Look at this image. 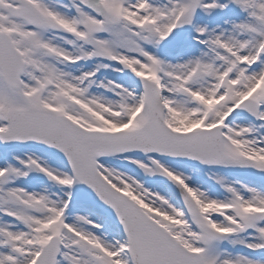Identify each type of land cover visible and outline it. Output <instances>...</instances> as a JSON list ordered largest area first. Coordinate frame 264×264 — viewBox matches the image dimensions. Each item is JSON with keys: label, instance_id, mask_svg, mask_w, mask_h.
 Returning <instances> with one entry per match:
<instances>
[{"label": "snow or ice", "instance_id": "6c2138e0", "mask_svg": "<svg viewBox=\"0 0 264 264\" xmlns=\"http://www.w3.org/2000/svg\"><path fill=\"white\" fill-rule=\"evenodd\" d=\"M0 264H264V0H0Z\"/></svg>", "mask_w": 264, "mask_h": 264}]
</instances>
